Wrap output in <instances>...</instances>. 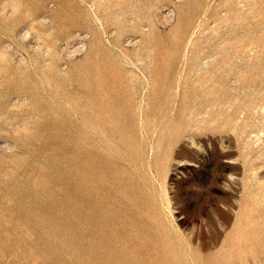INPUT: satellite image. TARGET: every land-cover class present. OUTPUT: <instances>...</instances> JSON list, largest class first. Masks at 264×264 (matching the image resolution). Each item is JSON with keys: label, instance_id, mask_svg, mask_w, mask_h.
Listing matches in <instances>:
<instances>
[{"label": "rangeland", "instance_id": "1", "mask_svg": "<svg viewBox=\"0 0 264 264\" xmlns=\"http://www.w3.org/2000/svg\"><path fill=\"white\" fill-rule=\"evenodd\" d=\"M0 264H264V0H0Z\"/></svg>", "mask_w": 264, "mask_h": 264}, {"label": "bare ground", "instance_id": "2", "mask_svg": "<svg viewBox=\"0 0 264 264\" xmlns=\"http://www.w3.org/2000/svg\"><path fill=\"white\" fill-rule=\"evenodd\" d=\"M27 33H28V32H27ZM27 33H26V35H27ZM82 47H83V45H82ZM79 49H80V48L77 47L75 50L73 49V52L75 53V52H77V51H80L81 49H80V50H79ZM66 50H67V49H66ZM82 50H83V49H82ZM72 54H73V53H72ZM73 55H75V54H73Z\"/></svg>", "mask_w": 264, "mask_h": 264}]
</instances>
